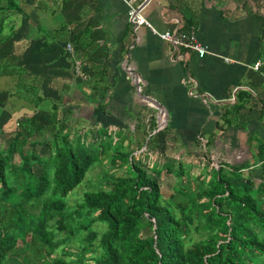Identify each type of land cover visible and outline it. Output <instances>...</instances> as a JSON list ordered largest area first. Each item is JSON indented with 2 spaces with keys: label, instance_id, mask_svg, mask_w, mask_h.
I'll list each match as a JSON object with an SVG mask.
<instances>
[{
  "label": "crops",
  "instance_id": "0c3cea01",
  "mask_svg": "<svg viewBox=\"0 0 264 264\" xmlns=\"http://www.w3.org/2000/svg\"><path fill=\"white\" fill-rule=\"evenodd\" d=\"M142 1L0 0V51L12 50L9 56L0 54V64L7 57L25 64L14 50L28 43L34 47V62L25 72L26 77L34 69V78L26 77L29 83L34 79L38 88L41 81H56L66 101H77H69L77 106L73 111L95 127L118 131L125 143L158 138L176 146L182 155L178 158L185 161L202 158L205 150L214 161L229 165L259 163L264 145V0L145 3L142 14L158 32L194 30L209 50L203 57L176 49L146 25L134 28L128 2ZM11 35L29 39L9 45L16 39ZM67 43L78 50L74 59L80 60L85 80L65 51ZM259 60L262 65L254 69ZM17 82L15 74L0 75V105L5 104L0 115L8 113L11 120L17 114L20 121L32 114L28 105L33 104L19 97ZM138 149L145 153L146 147Z\"/></svg>",
  "mask_w": 264,
  "mask_h": 264
},
{
  "label": "trees",
  "instance_id": "16d2710c",
  "mask_svg": "<svg viewBox=\"0 0 264 264\" xmlns=\"http://www.w3.org/2000/svg\"><path fill=\"white\" fill-rule=\"evenodd\" d=\"M65 51L75 62L78 50ZM14 62L5 58L0 75H17V94L37 108L44 97L34 79L26 83L28 66ZM68 101L64 94L54 99L48 119L25 114L11 134L0 129L8 139L0 145V264H264V145L259 163L218 162L193 176L191 164L171 154L176 146L167 144L169 153L158 138L136 153L125 136L88 118L87 129L68 126ZM58 109L70 114L60 118ZM50 123V136L29 141ZM98 164L108 168L97 187L71 202ZM162 170L173 175L166 198L151 174ZM94 221L105 225L99 236L89 230Z\"/></svg>",
  "mask_w": 264,
  "mask_h": 264
},
{
  "label": "rangeland",
  "instance_id": "374dc122",
  "mask_svg": "<svg viewBox=\"0 0 264 264\" xmlns=\"http://www.w3.org/2000/svg\"><path fill=\"white\" fill-rule=\"evenodd\" d=\"M15 38H16L15 35H11V39H15ZM18 39H20V41H26L29 38L25 37V39H23L22 36L17 37L15 39V41L9 42L10 43L9 45H14V44L17 45V41L16 40H18ZM10 51H12L10 48L9 49L1 48L0 54H1V56H5V55L9 56V54H11V53H9ZM14 51H15L14 52L15 57H18V58L20 57L21 59L19 61L26 62L25 63L26 66L30 65L31 64L30 62H34V47L33 46H29L28 43H26V46L23 47L22 49H20V48L18 49L17 48ZM60 52H61V50H60ZM18 58H16V59H18ZM75 65H77V64H75ZM75 65H74V69L76 70ZM31 69H32V67L29 68V73L26 75V77H28V78H31V77L34 78V69H33V71H31ZM79 69H80L79 74H81V76H79V75L78 76L80 78L84 79V77H85L84 76V71H83L82 68H79ZM45 71H47V70H45ZM47 73H49V72H47ZM80 81H82V80H80ZM26 83H29V82L26 81ZM36 83H38V82H36ZM40 84L41 85H39V86H41V87H38L39 88L38 90L41 91V92L46 91L47 93H49L51 95L50 96H45L43 98V100L41 101L40 105L37 108H35L36 110L34 109V106L31 105V104L28 105V108H29V111L32 112V114H36V116H38V118H40V120H45V119H48L47 116H48L49 111L51 110L52 101L54 99H56V98H58L60 100L62 95L59 94L60 85H57L56 81H54V80L45 81V82L41 81ZM23 86H25V85H23ZM0 97L2 98L3 96L1 95ZM90 99H94V98H90ZM69 101H71L73 103H77V101H72L71 98L69 99ZM4 105H2V104L0 105L1 106L0 112L5 110ZM70 107H71V109L72 108L77 109L76 105H74L72 103H68L67 106H66L67 110H69ZM78 113L76 111H73V113L69 117L68 126H76L75 128H81L80 130L87 129V127H89L87 125V122L82 117H80ZM68 114H70L68 111L58 109V116L60 118L61 117L64 118L66 116L68 117ZM16 116H17V114L15 115V117L12 116L11 117L12 119L10 120V119H8L10 117V115L8 113H5V112L1 113V115H0V129H3L2 131L4 132L5 135L11 134L18 127L17 126V122L19 123L20 121H19V117L16 118ZM53 125L54 124L50 123L47 127H43L42 128V126H41L40 128H36V129H39L41 131V135L37 132V130H35L34 134L32 135V137H30L29 141H34L36 139L43 140V139L47 138L48 136H50V134H52L54 132V126ZM85 131H87V130H85ZM149 131H151V133H152L153 129L149 130ZM87 132H89V130ZM70 134H71V136L73 135L72 132ZM93 134H94V132L93 133H88V138H91L93 136ZM3 137H5V136L0 134V142L2 143V144L0 143V145L2 147L6 144V142L8 140L7 138H4V140H2L1 138H3ZM147 142H148L147 140H143V142L141 144H138V145L137 144H134V145H132V144L129 145L128 144V147L126 146V149L127 150H134L135 149L136 150V148L138 147L139 148L138 150H141L142 148L144 149V147L147 146ZM28 145L29 144L25 145L24 149L29 148ZM167 148H168V152H169V149H171V146L167 145ZM179 151L180 150H178V148H174V150L171 152V154H174V156L176 158L181 157L182 155L180 154ZM149 152H152V151H149ZM151 154L153 155L152 158L156 157V153L152 152ZM200 154L202 155V158L186 161V163L191 164V166L190 165L189 166H190V168L192 167L191 168V175H193V176H195L199 172H202V171L206 170V169L203 168L204 166H208V167H212L213 165L216 166V167L218 166V161H216V160L214 161V158L209 156V154H206L205 150L200 151ZM200 154H199V157H200ZM141 156H142V158H144L146 160H149L148 157H146L144 154L141 155ZM153 160H150V161H153ZM181 160L184 161V158L181 159ZM185 160H187V159H185ZM15 161L16 162L19 161V156H17V155L15 156ZM160 162L161 163L165 162V157L161 158ZM186 166H187V164H186ZM107 168L108 167L106 165L103 167L101 164H98L93 170H91L89 172V174L87 176V179L82 184H80L78 187H76L75 192L73 194H70L69 200L71 202H73V203L77 202V201H79L81 199L82 192L84 190L96 188L97 184L99 183V180L97 178L101 175V172L104 169H107ZM254 170L255 169H250L251 175L253 176L254 180L258 181L259 177H258V175L256 173L257 171H254ZM123 171H124V168H120V169L117 170V173H123ZM243 172L247 173L248 170L246 169ZM151 174H152V176H154L155 178L158 179V181L160 183V187H161V192H162L164 198H166L169 195H171V193L173 191L172 190L173 175L171 173H167L165 170L161 171V175L159 177H157L153 173H151ZM180 200H182V199L180 198ZM89 216L92 217L93 216L92 213ZM81 221H82V219L78 220L77 224L79 222H81ZM104 229H105V225L103 223L96 222V221L92 222L90 224V228H89V230L95 231L98 236L101 234V232ZM146 233H149V231L146 230ZM71 244L73 245L75 251L78 250L79 243L77 241H73V242H71ZM58 251L62 252V249L58 248Z\"/></svg>",
  "mask_w": 264,
  "mask_h": 264
},
{
  "label": "built area",
  "instance_id": "2783aa9c",
  "mask_svg": "<svg viewBox=\"0 0 264 264\" xmlns=\"http://www.w3.org/2000/svg\"><path fill=\"white\" fill-rule=\"evenodd\" d=\"M145 3H148V0H143L142 3L133 5L131 2L129 4V20L134 28H137L139 25H146L155 31L159 37L165 41L170 42L176 49L183 48L187 50L195 51L200 57L205 56L209 53L207 46L203 45L196 37L194 30H166L163 32H158L154 29L151 23L145 18L142 14L143 7ZM67 50H72V46L70 43L66 45ZM263 61L259 60L256 61L255 64L252 66L254 69H258L260 65H262ZM74 64L76 67V72L79 74L80 72V60L75 59ZM233 99V98H232Z\"/></svg>",
  "mask_w": 264,
  "mask_h": 264
}]
</instances>
